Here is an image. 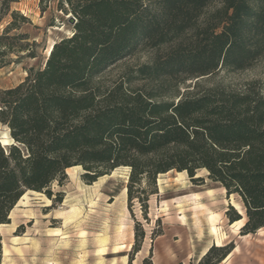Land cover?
Returning <instances> with one entry per match:
<instances>
[{
    "label": "trees",
    "instance_id": "1",
    "mask_svg": "<svg viewBox=\"0 0 264 264\" xmlns=\"http://www.w3.org/2000/svg\"><path fill=\"white\" fill-rule=\"evenodd\" d=\"M16 1L3 0L2 9ZM216 1L60 0L76 19L71 35L53 44L41 69L0 89V123L13 140L0 145V225L27 190L61 184L68 168L80 166L92 183L123 166L127 199L144 209L159 174L186 172L194 182L204 169L227 196L240 198L241 235L264 227V97L254 87L237 93L195 84L180 92L185 81L245 70L264 57V0H219L208 12ZM11 16L4 33L17 17L27 22ZM7 39L0 37V57L11 49ZM143 49L156 50L150 63L111 88L96 83ZM135 82L143 84L130 87ZM225 216L229 224L242 219L232 207ZM234 247L211 246L197 264H220Z\"/></svg>",
    "mask_w": 264,
    "mask_h": 264
},
{
    "label": "rangeland",
    "instance_id": "2",
    "mask_svg": "<svg viewBox=\"0 0 264 264\" xmlns=\"http://www.w3.org/2000/svg\"><path fill=\"white\" fill-rule=\"evenodd\" d=\"M2 2L0 37L7 36L3 42L11 49L0 57V89L7 90L23 82L30 68L44 66L48 48L71 35L74 17L59 9L60 0H17L9 4L8 12L2 9ZM219 6L217 0L207 11ZM61 7L66 8L64 4ZM12 12L27 22L17 17L16 27L4 33L13 21ZM156 53L140 50L109 67L96 83L111 88L130 69L150 63ZM142 84L135 82L130 87ZM195 84L237 93L254 87L264 97V57L245 70L220 69L185 81L180 92L192 90ZM12 143L8 128L0 123V145L7 149ZM83 173L80 166L68 168L61 184L53 182L42 192L27 190L21 196L9 212L8 222L0 225V264H143L148 257L151 264H197L201 259L193 258L197 248L230 242L235 246L230 257L237 253L228 264L239 259L243 264H264V227L241 235L247 218L240 198L227 196L206 170H197L194 182L186 172L159 174L156 193L148 197L146 209L127 199L128 167L115 168L92 183L83 179ZM142 187L149 190L147 185ZM230 207L242 218L232 224L225 216ZM211 229L216 231L214 237ZM134 248L140 250L133 254Z\"/></svg>",
    "mask_w": 264,
    "mask_h": 264
},
{
    "label": "crops",
    "instance_id": "3",
    "mask_svg": "<svg viewBox=\"0 0 264 264\" xmlns=\"http://www.w3.org/2000/svg\"><path fill=\"white\" fill-rule=\"evenodd\" d=\"M228 226H230V225H228ZM210 235H211V233H210ZM209 246L210 245H208L207 247H205V248H197L196 249V251H195V257H193V256H191V258L193 257V258H197V259H200L201 257H202V255L204 254V252L206 251V250H208V248H209ZM235 249V248H234ZM232 253V252H231ZM230 253V254H231ZM237 253V252H236ZM236 253H233L232 255H231V257H230V255L223 261V262H221L220 264H228V262L230 261H232V257L236 254ZM192 258V259H193ZM233 264H243L242 263V261H241V259H239V260H235V262L233 261L232 262Z\"/></svg>",
    "mask_w": 264,
    "mask_h": 264
},
{
    "label": "bare ground",
    "instance_id": "4",
    "mask_svg": "<svg viewBox=\"0 0 264 264\" xmlns=\"http://www.w3.org/2000/svg\"><path fill=\"white\" fill-rule=\"evenodd\" d=\"M52 46H53V44L48 48V50H47V52H46V54H47V56L49 55V53H50V51H51V48H52ZM2 146H6V143H5V141H2ZM167 174V173H166ZM162 176V175H161ZM209 192V191H208ZM210 193V192H209ZM22 198H23V196H22ZM22 198H20L21 200H22ZM196 200H198V198H196ZM22 202V201H21ZM241 214V213H240ZM2 226V225H1ZM216 226V225H215ZM231 226V225H230ZM210 233H211V235L214 237L215 235H216V231H215V229H211L210 230ZM214 244L215 245H217V242H214ZM207 251V250H206ZM206 251L204 252V254L206 253ZM203 254V255H204ZM202 255V256H203Z\"/></svg>",
    "mask_w": 264,
    "mask_h": 264
},
{
    "label": "water",
    "instance_id": "5",
    "mask_svg": "<svg viewBox=\"0 0 264 264\" xmlns=\"http://www.w3.org/2000/svg\"><path fill=\"white\" fill-rule=\"evenodd\" d=\"M70 21H74V23L76 22V20L74 18H71ZM239 213V212H238ZM240 214V213H239ZM241 215V214H240Z\"/></svg>",
    "mask_w": 264,
    "mask_h": 264
}]
</instances>
